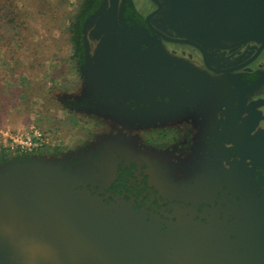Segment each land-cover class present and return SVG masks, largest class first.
<instances>
[{
  "label": "flooded vegetation",
  "instance_id": "flooded-vegetation-1",
  "mask_svg": "<svg viewBox=\"0 0 264 264\" xmlns=\"http://www.w3.org/2000/svg\"><path fill=\"white\" fill-rule=\"evenodd\" d=\"M234 3L101 0L81 29L80 92L62 97L90 129L26 160L74 168L76 192L128 203L157 239L119 244L142 259L177 244L184 264H264V26L223 22ZM96 12L111 25L98 38L96 23L84 33Z\"/></svg>",
  "mask_w": 264,
  "mask_h": 264
},
{
  "label": "water",
  "instance_id": "water-1",
  "mask_svg": "<svg viewBox=\"0 0 264 264\" xmlns=\"http://www.w3.org/2000/svg\"><path fill=\"white\" fill-rule=\"evenodd\" d=\"M171 1L178 4L190 0ZM250 1L257 2V10L263 13V19L258 20L262 28L264 0ZM99 14L87 19L84 33L93 23L96 38L109 31L110 24ZM252 21L250 18V25ZM120 38L123 44L128 41L125 33ZM78 179V173L62 163L15 161L0 167L1 263L184 264L177 244L166 260L142 259L138 249H130L131 253L121 250L124 247L119 244L127 243L129 248L130 243L157 239L151 237L149 224L128 203L108 206L87 190L76 192Z\"/></svg>",
  "mask_w": 264,
  "mask_h": 264
},
{
  "label": "rangeland",
  "instance_id": "rangeland-1",
  "mask_svg": "<svg viewBox=\"0 0 264 264\" xmlns=\"http://www.w3.org/2000/svg\"><path fill=\"white\" fill-rule=\"evenodd\" d=\"M15 1L26 28L18 33L21 42L14 55L7 48L2 50L3 59L0 57V153L3 149L9 151L12 135L35 132L44 144L30 155L38 150L44 156L68 152L82 141L92 124L87 117L66 108L62 98L72 99L82 87L65 32L79 0ZM235 2L233 14L220 15L223 22L231 18L263 19L257 2Z\"/></svg>",
  "mask_w": 264,
  "mask_h": 264
},
{
  "label": "trees",
  "instance_id": "trees-1",
  "mask_svg": "<svg viewBox=\"0 0 264 264\" xmlns=\"http://www.w3.org/2000/svg\"><path fill=\"white\" fill-rule=\"evenodd\" d=\"M101 0H79V3L76 7V11L71 15L69 19V25L65 27V32L68 34V42L71 46L72 60L76 61L79 59L83 51V41H82V25L85 19L89 16L91 12L96 8L97 4ZM26 28V23L23 20V15L21 8L18 7L15 0H0V57L5 54L2 50L7 51V48H10L12 52L11 55H14V52L18 49L20 45L21 38L19 40L18 33L22 29ZM6 59V58H4ZM16 59L17 64H20ZM63 60V59H62ZM66 61V60H64ZM22 64V63H21ZM78 71L77 66L75 67ZM8 150H1L0 153V166H4L11 162L16 161H26L30 154L26 153H17L12 154L8 153Z\"/></svg>",
  "mask_w": 264,
  "mask_h": 264
},
{
  "label": "built area",
  "instance_id": "built-area-1",
  "mask_svg": "<svg viewBox=\"0 0 264 264\" xmlns=\"http://www.w3.org/2000/svg\"><path fill=\"white\" fill-rule=\"evenodd\" d=\"M43 144L44 140L42 136L36 132L27 135L16 134L10 137L9 151L12 154H29L42 147Z\"/></svg>",
  "mask_w": 264,
  "mask_h": 264
}]
</instances>
